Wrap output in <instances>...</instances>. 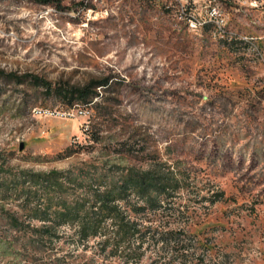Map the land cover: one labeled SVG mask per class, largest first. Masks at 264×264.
<instances>
[{
  "label": "rangeland",
  "instance_id": "374dc122",
  "mask_svg": "<svg viewBox=\"0 0 264 264\" xmlns=\"http://www.w3.org/2000/svg\"><path fill=\"white\" fill-rule=\"evenodd\" d=\"M249 1L0 0V264H264V0ZM211 4L231 38L188 30ZM106 76L95 103L69 107L59 93ZM109 158L142 170L163 162L179 178L161 207L178 245L146 234L141 256L125 261L101 237L78 241L72 224L51 239L31 230L51 222L9 227L5 210L27 220L38 202L15 192L22 171Z\"/></svg>",
  "mask_w": 264,
  "mask_h": 264
},
{
  "label": "trees",
  "instance_id": "16d2710c",
  "mask_svg": "<svg viewBox=\"0 0 264 264\" xmlns=\"http://www.w3.org/2000/svg\"><path fill=\"white\" fill-rule=\"evenodd\" d=\"M34 1L52 4L51 0ZM37 79L35 76L34 80ZM110 80V76L93 78L84 84L59 90V93L66 97L69 107L79 103H95V98L100 97L99 89L109 88L112 83ZM15 81L22 84L25 78L17 77ZM38 81L37 83L50 88L46 80ZM94 140L97 142L98 138ZM128 153L130 152L126 154ZM162 164L163 162H154L149 168L142 170L118 158H109L71 166L65 170L22 171L21 188L17 189L18 186L15 185L14 190L19 194L26 193V196L36 197L37 205L35 208H24V218L27 220L20 219L10 210L3 211L4 216L9 227L16 231L29 228V220L51 222L31 227L32 231L50 239L56 235L55 228L58 225L72 224L76 227L78 241L84 243L91 238L101 237V250L110 246L109 252L123 256L125 261L133 257L139 258L146 234L156 237L162 244L179 243L177 231L165 228L167 221L163 217L170 209L161 208L168 195L178 189L179 178L161 173L159 166ZM31 188L33 189L30 190ZM130 195H135L140 200L136 208H122ZM174 211L175 208H171V212ZM141 218L149 219L150 223L156 222V227L146 226L142 230ZM106 221L112 224L111 233L106 232ZM159 225L164 230L157 231ZM134 237L139 238V246L130 249V240Z\"/></svg>",
  "mask_w": 264,
  "mask_h": 264
},
{
  "label": "built area",
  "instance_id": "2783aa9c",
  "mask_svg": "<svg viewBox=\"0 0 264 264\" xmlns=\"http://www.w3.org/2000/svg\"><path fill=\"white\" fill-rule=\"evenodd\" d=\"M168 1L171 2L176 0H168ZM192 1H197V0H192ZM247 4L248 6L254 8L260 5L257 2V0H250ZM185 23L187 25L188 30L191 31H199L206 25H211L212 26L211 34L217 40L231 38L234 35V32L229 29V21L227 15L219 8L218 5L215 4H211L209 6V9L206 11L205 16L197 17L194 15H190L189 17L186 18Z\"/></svg>",
  "mask_w": 264,
  "mask_h": 264
}]
</instances>
